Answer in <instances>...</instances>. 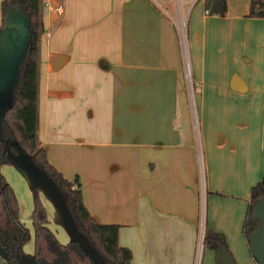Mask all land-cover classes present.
I'll use <instances>...</instances> for the list:
<instances>
[{
  "label": "crops",
  "instance_id": "1",
  "mask_svg": "<svg viewBox=\"0 0 264 264\" xmlns=\"http://www.w3.org/2000/svg\"><path fill=\"white\" fill-rule=\"evenodd\" d=\"M45 1L38 139L50 165L79 179L89 214L120 227L132 264H256L242 233L264 178V19L248 17L251 0H226L225 17L204 0H175L173 15L153 0H63L60 20ZM11 166L51 205L59 242L99 262L41 174ZM203 204L217 251H199Z\"/></svg>",
  "mask_w": 264,
  "mask_h": 264
},
{
  "label": "trees",
  "instance_id": "2",
  "mask_svg": "<svg viewBox=\"0 0 264 264\" xmlns=\"http://www.w3.org/2000/svg\"><path fill=\"white\" fill-rule=\"evenodd\" d=\"M208 15L225 17L226 0H204ZM0 35L11 28L22 27L24 51L17 64L9 98L0 102V257L5 264H16L25 258L23 246L29 231L19 220V206L11 186L1 174V167L20 158L34 167L62 199L73 225L102 264H132V253L119 245L118 225L98 223L86 209L77 177L65 179L47 161L38 139L39 40L43 31L41 0H3L0 5ZM248 17L264 19V0H251ZM264 124V110H263ZM32 226L34 264H97L76 241L58 242L49 229L45 209L34 188ZM264 196V178L252 188L251 199L242 227L249 246V236L259 227L253 208ZM219 236L206 231L203 247L217 251Z\"/></svg>",
  "mask_w": 264,
  "mask_h": 264
},
{
  "label": "rangeland",
  "instance_id": "3",
  "mask_svg": "<svg viewBox=\"0 0 264 264\" xmlns=\"http://www.w3.org/2000/svg\"><path fill=\"white\" fill-rule=\"evenodd\" d=\"M153 1H158V4L162 8H164V11H166L170 15H173L172 8H173V6H175V4H174L175 0H171L169 4H165L161 0H153ZM0 16H1V14H0ZM180 27L181 28H179V29H180L182 37L184 39V35H185L184 29L185 28H184L183 25H181ZM15 36H16V38L18 40L16 46H18L20 44V42L24 41V37H23V35H15ZM5 37H6V34L4 35V32H3L2 36L0 35V72H1V70L3 71V69H5L6 72L9 71L10 62L12 61V55L14 53L13 52L12 54H9V52L7 51L9 46L12 45V43L10 41L6 40ZM181 45H182V50H185V41L182 40ZM184 53H185V51H184ZM185 59H186V67H185V69H186V79H187V82H188L190 95H191V97H193L194 94H195V88L192 85V82H194V81H193V79L191 77V74H189V69L187 67V65H188L187 58L185 57ZM9 86H10V82L5 81L3 84L0 85V92L3 93V92L8 91L9 90ZM1 95L3 97V94H1ZM2 97H0V99H2ZM1 169L2 170H6V172H5L6 176H4L2 173L1 174L3 175L5 180L8 182V184L13 189V191L15 193V196L17 198L18 206H20V209H21L20 221H21L22 224H24L25 228L30 233V239H29V241H27L25 243V245L23 246V249H22V252L25 255V258L23 259L24 260V264H26V263L27 264H34L33 261H32V258H29L27 256V255H29V253L31 254L34 251V236H33V233H32L33 232V226H32V223L30 221L31 215H32V211H33V192L26 185L25 181L20 177V175L15 171V169L11 165H4V166L1 167ZM13 185H15V186H13ZM36 194L39 197V200L41 201L44 209H46L45 210L46 213H47V210H48V220H49L50 225H54V223L52 222L53 221V214H55L54 210L52 209L51 205L46 200H44V198L41 199V197L39 196L37 191H36ZM30 206H31L30 213L27 214V209L29 211V207ZM28 223H30L31 230H30V227H29ZM53 233L56 235L57 232L54 231ZM56 238H57V236H56ZM58 242H59V240H58ZM62 245H64V244H62Z\"/></svg>",
  "mask_w": 264,
  "mask_h": 264
},
{
  "label": "water",
  "instance_id": "4",
  "mask_svg": "<svg viewBox=\"0 0 264 264\" xmlns=\"http://www.w3.org/2000/svg\"><path fill=\"white\" fill-rule=\"evenodd\" d=\"M22 31H23L22 27L20 26L17 29L11 28V29L6 30L4 32V35L6 34L5 39L12 43V45L9 46L7 51L9 52V54H12L13 52L14 53L12 55V61L10 62L9 71H7L8 73L5 71V69H3V71L1 70V72H0V85L3 84L5 81L10 82L9 90L6 92H3V93L0 92V97H2L1 94H3V97H2V99H0V102L9 98L10 90H11V87L13 86L14 79H15V72H16L17 64H18V62L21 58V55L24 51V47H25L24 41L20 42V44L18 46H16L18 40H17L15 35H23L24 33ZM1 36H2V34H1ZM253 214H254V218L259 223V227L249 236V248H250L251 255H252L254 261L256 262V264H264V196L255 204V206L253 208ZM72 241H75V240H72ZM76 242H78V241H76ZM81 247H82V245H81ZM87 254L97 264H102L101 262H97L92 257L91 254H89V253H87ZM0 264H5L4 260L1 257H0Z\"/></svg>",
  "mask_w": 264,
  "mask_h": 264
},
{
  "label": "built area",
  "instance_id": "5",
  "mask_svg": "<svg viewBox=\"0 0 264 264\" xmlns=\"http://www.w3.org/2000/svg\"><path fill=\"white\" fill-rule=\"evenodd\" d=\"M44 7L50 12H52L58 18V20H60L63 17V13H64L63 0H54V1L46 0L44 2ZM180 40H181V43H182V40L185 41V38L183 39L181 33H180ZM187 67L189 68L188 65ZM200 179H201V185L204 187L205 171L202 166L200 170ZM200 220H201V230H200V235H199V251H201V248L203 247L204 233H205L204 231V221H205L204 204L201 206ZM196 264H199V261H197Z\"/></svg>",
  "mask_w": 264,
  "mask_h": 264
},
{
  "label": "flooded vegetation",
  "instance_id": "6",
  "mask_svg": "<svg viewBox=\"0 0 264 264\" xmlns=\"http://www.w3.org/2000/svg\"><path fill=\"white\" fill-rule=\"evenodd\" d=\"M26 263V262H25ZM16 264H24V260L22 259V260H19V259H17V263ZM27 264V263H26Z\"/></svg>",
  "mask_w": 264,
  "mask_h": 264
}]
</instances>
